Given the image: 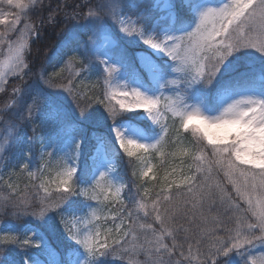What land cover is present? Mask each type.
Instances as JSON below:
<instances>
[{
  "label": "snow or ice",
  "instance_id": "obj_1",
  "mask_svg": "<svg viewBox=\"0 0 264 264\" xmlns=\"http://www.w3.org/2000/svg\"><path fill=\"white\" fill-rule=\"evenodd\" d=\"M43 8L0 0V92L19 81L0 106V158L19 144L10 174L29 181L22 190L0 175V215L26 221L0 223V264H16L12 248L20 264H264V0H85L64 12L61 67L28 81L41 35L31 14ZM124 39L142 46L135 61ZM101 83L97 112L86 101ZM92 124L106 131L92 132L82 163ZM153 154L159 188L126 211L117 165L127 157L156 180Z\"/></svg>",
  "mask_w": 264,
  "mask_h": 264
},
{
  "label": "trees",
  "instance_id": "obj_2",
  "mask_svg": "<svg viewBox=\"0 0 264 264\" xmlns=\"http://www.w3.org/2000/svg\"><path fill=\"white\" fill-rule=\"evenodd\" d=\"M213 1L218 2L219 0H213ZM84 2L85 0H42V3L44 5L42 14L40 12H33L31 14V22L35 23L38 27H40L41 35L38 40H34V42H32L30 55H28L27 57L28 62L32 65V72H30L28 74V77L26 78L28 81H32L37 78L42 66L44 68H47V70H49L52 66L57 64L55 58L53 57V53L60 46L61 42L65 39L68 30L72 27V22L66 21L64 19V12L65 11L71 12L73 5ZM65 4H67L69 7L65 8L64 7ZM50 12L55 16V20H56L55 23L49 21ZM121 46L125 49L128 58L132 61L136 60V51L142 49V46L140 44H138L137 42H132L128 39L122 40ZM67 76H68L67 72H64V77L67 78ZM18 83H19L18 80L9 78V81L6 85V90L4 92H0V106H2L6 100H9L11 90ZM95 94L96 92L94 89L90 90L88 92V95L92 99L90 101H86V103H89L91 107L95 109L97 112H102L103 106L100 104H96L94 102L96 99ZM4 119H7V117H4ZM93 131H95L98 135H102L105 133L106 129L104 128L103 124L89 125V132H88L89 140H86L85 142V154L84 157H82V161H81L82 163L84 160L88 159L87 156L88 144L92 142L91 136ZM34 146H36V142ZM136 165H137L136 161H133L132 164H129L127 157H123L122 161L118 164L119 169L125 174L126 177L127 188L124 191L126 211L128 209L134 208L135 200L141 198V194L143 193L145 188L143 187L144 180L140 179L139 173H136V176L132 175L133 166ZM158 184H159V179L157 178L154 181V183L149 187V189L153 190L151 193L152 196H154L155 191L158 190L159 188ZM28 191L29 193H32L35 191V189L29 187ZM229 191H231L230 186H229ZM0 192L7 194L8 189L4 187L2 184H0ZM233 196H235V193H233ZM213 212H219V214L226 219L224 209L219 204H217V207L213 208ZM139 219L141 222H145V223L151 222V217L145 218L142 213H140ZM0 221L7 223L13 222V223H21V224L26 222V221H13L10 217L2 216V215H0ZM50 224H55V219L51 221ZM33 226L37 227L38 225L33 224ZM39 228L40 229L45 228V225L39 226ZM46 232L51 240V243L54 246H57L59 244V238L54 239L52 235H50L51 233H49L47 230ZM221 234L226 235V233H221ZM7 255L12 261H15L16 264H20L21 253L18 248H12L11 251L7 253ZM4 256L5 253L0 252V258H3ZM111 259L112 257H109V260ZM140 259H143V257H140Z\"/></svg>",
  "mask_w": 264,
  "mask_h": 264
},
{
  "label": "rangeland",
  "instance_id": "obj_3",
  "mask_svg": "<svg viewBox=\"0 0 264 264\" xmlns=\"http://www.w3.org/2000/svg\"><path fill=\"white\" fill-rule=\"evenodd\" d=\"M210 2H212V3H218V2H213L212 0H210ZM21 27H22V25H21ZM17 36H18V33L17 34H13L11 38L13 40H15L17 38ZM128 40H130L132 42H135L134 40H131V39H128ZM4 47H6V46H4ZM0 51H2V49H0ZM138 52H140V51H138ZM0 59H3V56L2 55H0ZM54 66L55 67L52 66L47 71L49 73H51L56 68L61 67V64H58L57 63ZM65 72H67V71H65ZM67 74H68V72H67ZM95 81H96V77L93 76L92 77V82H95ZM81 90H84V89L81 88ZM94 90L96 92L95 97H98V96L99 97H102V95H103V86H102V83L97 88H95ZM3 128H4L3 123H0V144L4 143V135H3V131H2ZM28 135H32L30 129L28 130ZM19 148H20V145L19 144H14L11 149H9L7 152H5V153L2 154V158H0V175L3 176L4 180L11 179V181L13 183H19L20 189L23 190L25 188V186L29 184V181L27 179L26 174L25 175H20L18 169H16V175H11L10 174L11 171H12V165H13V163H15V160H16V153L19 151ZM39 148H40V141H39V139H37L36 140V146H34V152H35V157H36V161L35 162H36L37 165L40 162L39 161V156H40ZM189 162L190 161L186 160L185 161V166ZM151 163L155 166L154 167V172H155L157 178L159 179L160 177H162L165 174L164 168H161L160 167V158L157 157L155 154H153L152 157H151ZM176 163H179V161L177 160ZM117 167H118V165H117ZM140 167H141V165H139L137 163V165L135 166L136 173H139ZM165 167H168V165H165ZM118 169H119V167H118ZM119 175L121 177H123L125 179V181H126L125 174L124 173H121L120 169H119ZM154 181L155 180H148L147 178H145L144 179V182H143V187L149 188L154 183ZM0 184L3 185L2 181H0ZM123 195H124V193H123ZM124 198H125V196H124ZM0 223H7V222H1L0 221ZM33 227H35V226H33ZM39 230L42 231V232H45L46 235H47V232H46V230H47L49 233H51L50 235H52V237L54 239L59 238L58 232L51 231L50 228H49V226H47V225H45V228H41V229L39 228ZM48 238H49V236H48ZM49 242L51 243L50 238H49ZM28 251H29V253H32V252L35 251V249H28ZM41 259H43V257H41ZM117 264H126V262L125 261H119V260H117Z\"/></svg>",
  "mask_w": 264,
  "mask_h": 264
},
{
  "label": "bare ground",
  "instance_id": "obj_4",
  "mask_svg": "<svg viewBox=\"0 0 264 264\" xmlns=\"http://www.w3.org/2000/svg\"><path fill=\"white\" fill-rule=\"evenodd\" d=\"M138 51H142V49L137 50V51H136V54H137Z\"/></svg>",
  "mask_w": 264,
  "mask_h": 264
}]
</instances>
